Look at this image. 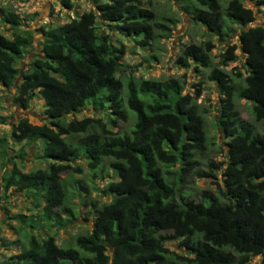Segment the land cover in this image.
<instances>
[{
  "label": "trees",
  "instance_id": "obj_1",
  "mask_svg": "<svg viewBox=\"0 0 264 264\" xmlns=\"http://www.w3.org/2000/svg\"><path fill=\"white\" fill-rule=\"evenodd\" d=\"M74 1L59 0L66 8ZM91 1L94 9L78 17L38 26V47L21 71L19 60L33 46L30 29L18 28L19 16L0 8L13 30L8 37L0 34V86L14 85L21 107L34 92L43 101L44 121L20 117L11 134L15 141L40 140L47 160L46 167L28 171L12 162L1 175L5 189L40 194L43 205L36 219L15 215L22 224L19 250L0 264H248L255 255V264H264V122L255 130L236 109V101L245 99L252 118L264 120V0H248L261 14L256 22L241 0H172L205 34L218 40L236 34V43L226 44L217 61L209 38L183 45L174 59L178 66L202 67L218 89L214 122L226 155L206 169L199 168L207 146L199 88L185 92L183 75H123L124 47L96 26L106 24L141 46L155 45L170 36L178 10L162 13L151 0ZM235 49L244 56L242 72L224 68L236 59ZM86 105L106 119H66ZM129 120L131 126L120 129ZM79 157L90 180L105 179L108 170L116 176L101 187L110 199L91 203V224L84 231L59 244L53 234L39 238L32 232L38 221L62 227L75 218L64 174ZM212 168H220L216 195L186 191L189 178L214 177Z\"/></svg>",
  "mask_w": 264,
  "mask_h": 264
},
{
  "label": "rangeland",
  "instance_id": "obj_2",
  "mask_svg": "<svg viewBox=\"0 0 264 264\" xmlns=\"http://www.w3.org/2000/svg\"><path fill=\"white\" fill-rule=\"evenodd\" d=\"M241 2L244 6L254 11L255 22L260 21L261 14L257 13V6L248 0H241ZM151 3L162 13L165 11L173 12L174 10L179 12V20L172 27L170 36L161 38L155 45L141 46L137 39L134 40L124 33H119L115 28H110L106 24L99 25L98 22L96 26L110 36L114 45H122L124 47L123 60L126 67L125 72L122 73L123 75L155 79L183 75L186 81L183 89L185 92L192 93L194 88H199V96L196 98V103L198 111L203 117L207 137V146L200 159L202 163L199 168L206 169V164L224 161L226 155V147L222 142L221 131L214 122V118L217 116L218 89L214 82L205 78L207 71L202 67L197 66L195 68L192 63L186 67L178 66L174 63V59L183 45L209 38L214 44L211 49V53L214 55L213 60L217 61V53L226 44L236 43V34L230 35L223 40H218L216 36L205 34L201 25L193 24L189 17L179 9V5L172 0H151ZM2 7L19 16L18 28L30 29L33 46L26 50L23 57L19 60L20 63L17 65L20 68L19 71L25 69L24 63L30 59L31 53L38 47L41 37L40 33L36 31L38 26L47 23L52 25L60 24L72 17H78L82 12L94 9L91 0H75L70 8L62 6L59 0H0V8ZM260 8L261 11L264 10L263 6H260ZM12 31L9 24L2 21L0 12V34L8 37ZM234 52L237 55L236 59L228 61L224 68L232 70L236 67L242 72L241 62L244 56L238 49H235ZM151 55H154L155 59L150 58ZM197 83L199 84L197 85ZM193 84L196 86L192 87ZM14 97V85L10 88L0 86V262L19 250L16 241L20 237L22 224L19 223L15 215H33L36 219L37 216L35 215L40 214V207L43 205V198L40 194L28 195V193L17 191L14 188L5 189L1 181V175L5 169L9 168L12 162H15L22 171L43 168L47 165V160L41 156L40 140L34 142L15 141L11 134L12 125L20 117H26L29 122L34 124L44 121L43 101L39 94L34 92L27 100L26 106L21 107L20 103L14 100ZM236 109L242 120L254 126L255 130H259L264 120L257 122L252 118L249 113L248 102L245 99L236 101ZM84 116H97L106 119L102 111L93 110L91 105H86L73 113L67 114L66 119ZM130 120L127 123L119 124L120 129L130 127ZM68 163L70 168L66 169L64 177L67 179L65 182L70 190L68 191L69 205L77 207V212L74 213L75 218L62 227L59 225L46 226L38 221V226L32 228V232L39 238H43L45 234H53L57 244L64 241L69 234L84 231L85 227L88 228L90 226L93 215L91 203L94 202L99 205L101 202L109 200L110 195L103 194L101 187L107 180L116 179L113 172L108 170V176L105 179L90 180L83 157ZM75 167H79L80 170L76 171ZM212 173L214 177L189 178V185L186 191H189L194 196H197L201 191L216 195L217 187L215 181H220V168H212ZM81 187H84V189ZM60 214L62 217H69L64 213ZM166 243L171 248L182 253V250L177 248L174 241H167ZM259 258V255L251 256L248 264L257 263Z\"/></svg>",
  "mask_w": 264,
  "mask_h": 264
}]
</instances>
